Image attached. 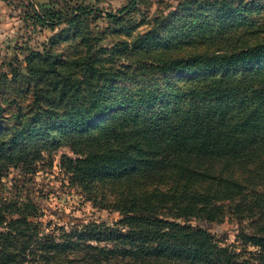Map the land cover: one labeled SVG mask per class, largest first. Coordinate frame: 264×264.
<instances>
[{
    "label": "trees",
    "instance_id": "trees-1",
    "mask_svg": "<svg viewBox=\"0 0 264 264\" xmlns=\"http://www.w3.org/2000/svg\"><path fill=\"white\" fill-rule=\"evenodd\" d=\"M82 36L0 76V177L68 148L69 185L118 219L45 230L0 197V264H264V0L181 1L113 48ZM226 218L252 250L189 224Z\"/></svg>",
    "mask_w": 264,
    "mask_h": 264
},
{
    "label": "rangeland",
    "instance_id": "rangeland-1",
    "mask_svg": "<svg viewBox=\"0 0 264 264\" xmlns=\"http://www.w3.org/2000/svg\"><path fill=\"white\" fill-rule=\"evenodd\" d=\"M181 1L185 0H0V76L13 80L19 73L18 79L26 73L31 53H67L70 46L79 44L81 33L94 51L113 48L119 42L130 44L152 27L154 18L175 12ZM71 15L78 18L73 20ZM3 93L13 95L9 90L0 95ZM63 155L74 157L62 147L52 158L45 156L35 164L32 174L22 175L12 169L2 175L0 197L30 200L41 211L43 216L38 221L45 230L54 225L116 221V212L93 207L86 195L69 185L60 169ZM189 224L208 232L222 246L236 248V252L252 250L238 241L240 224L233 219L220 223L191 220Z\"/></svg>",
    "mask_w": 264,
    "mask_h": 264
}]
</instances>
